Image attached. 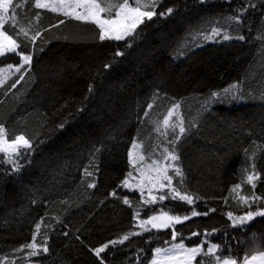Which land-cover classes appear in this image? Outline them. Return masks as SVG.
<instances>
[{"label":"trees","instance_id":"trees-1","mask_svg":"<svg viewBox=\"0 0 264 264\" xmlns=\"http://www.w3.org/2000/svg\"><path fill=\"white\" fill-rule=\"evenodd\" d=\"M34 3L13 0L3 26L13 38L20 28L28 37L40 35L35 43L25 41L24 54L35 58V69L25 67L0 87L6 135L23 134L32 144L21 149L18 171L0 153V264H100L93 249L136 231V211H146L144 195L122 186L134 173L128 152L133 142L149 159L164 147L172 150L160 124L175 104L188 131L176 144L183 175L173 176L172 187L194 203L166 199L162 207L208 215L178 224L175 240L170 228L130 236L101 254L104 264H150L157 248L176 240L190 246L207 241L205 250L213 242L238 264L263 252L264 216L244 227H234L228 217L264 211L262 0H159L157 15L121 41H100L96 25L35 9ZM249 3L257 9L249 7L244 26L236 25L235 13ZM241 34L244 41L236 39ZM20 63L18 56L0 59V66ZM233 84L238 98L211 97ZM33 235L38 244L48 237V253L15 251Z\"/></svg>","mask_w":264,"mask_h":264},{"label":"snow or ice","instance_id":"snow-or-ice-1","mask_svg":"<svg viewBox=\"0 0 264 264\" xmlns=\"http://www.w3.org/2000/svg\"><path fill=\"white\" fill-rule=\"evenodd\" d=\"M225 2L230 3L231 0H225ZM158 6L157 0H71V3H66L65 0H59L58 5H49L44 2V0H35L34 7L35 9H50L52 12H62L65 17H71L77 21H82L86 23H92L97 26L99 29L98 39L100 41H121L126 37L131 36L136 29L144 24L146 21H151L153 16L157 15L156 7ZM13 7V0H0V29H3L5 22L9 18V10ZM17 8L22 7V5H16ZM257 9L256 4L249 3L247 7L241 8L240 11L235 13L234 22L236 25L241 27L244 26V21L247 17L248 8ZM80 9V11H77ZM173 10L171 8L167 9V13H171ZM261 16H264V0H262V4L260 6ZM166 13L160 12L159 15L163 16ZM13 21H15L16 13L13 11L11 13ZM40 13L36 14L37 20L39 19ZM60 23H64L63 20ZM251 27L249 26V31ZM213 33H217V29L214 28ZM14 35L16 38H13V35L7 34L5 31H0V58H7L9 56H18L20 57L22 63H20L16 68V72H21L25 66H30L33 56L30 54H24L25 49L27 48V43L25 41L35 43L37 36L40 35L39 32H36L31 37H28L27 32L24 31L23 28L18 29ZM23 37L24 39H21ZM230 37L225 35L224 39L228 40ZM264 38V37H262ZM241 41L246 39L244 34H241L236 37ZM18 40L20 41L18 43ZM42 50V49H41ZM117 55H122V53L118 52ZM105 67H109V65H105ZM9 68H12V65H9ZM24 77L21 75L19 78L11 84V88H15L20 81H22ZM4 81L0 79V84ZM238 88V85L233 84L228 89H224L223 92L212 93L211 97L221 98L225 96H232L233 98H238L236 96L235 90ZM91 91V88H89ZM152 105H148V108L151 109ZM180 108L179 104L173 105L172 109L168 111V114L163 119V125L165 128H171L175 131L176 128L179 130L180 135H176L174 139L168 140V144L172 146V150L169 151L168 147H164L163 149V159L165 161H178L180 159L179 155L176 154V144L180 140L182 135H186L188 129L185 127L184 119L182 116L179 117L177 124H170L169 119L173 116L174 112ZM148 113L145 112V115ZM60 128H63L64 125H59ZM157 132L160 131L159 127H157ZM162 135H166V133H161ZM132 147L138 148L139 144L133 142ZM32 148V144L29 139L25 137L23 134H17L11 139L6 135L5 126L0 124V153L7 155L9 163H11L13 167V171H18L20 165L17 163V159L19 156L24 153L21 149L30 150ZM247 152V149H245ZM129 162L140 174V180L137 184L132 185L129 183V179H124L122 181V186L127 189H132L133 187L139 188L141 195H143L144 188L148 186V197L149 199L145 200V204H156L157 201L163 202L166 199H172L179 201H186L187 204L191 205L194 203V199L192 196L187 194H181L174 187H172L173 176L168 174L169 168H174L175 175L182 177L181 168L178 165H174L173 163L161 164L160 161L153 159L151 164L147 165V169L155 172L157 175L155 177L148 176L144 170L136 167L137 160L133 158V153L131 151L128 152ZM145 157L143 155L139 156V161H143ZM85 175L91 176L92 173L84 169ZM129 178H133V173L129 171L127 173ZM254 179V176L249 175L248 181L251 182ZM147 181V184L145 183ZM166 182V183H165ZM183 180L181 179L180 183ZM96 185L89 184L88 187H95ZM240 185L237 184L233 191L239 188ZM165 189L168 188L169 192L161 193L158 197L153 194V189ZM112 196H117V192L114 190L111 193ZM123 204L129 205L130 201L125 196L122 200ZM173 210H175L173 206ZM208 215V212L199 213L194 209L191 211L192 216L197 215ZM140 212L136 211V217H139ZM254 216H264V211L252 212L249 211L246 216H241L233 219L232 213H228V217L232 220V224L234 227H244L248 221L252 220ZM190 217L185 215L183 220H188ZM181 217L179 215H169L168 211H161L159 215H150L147 219H140L139 226L143 232H149L151 229H168L172 228L173 231L171 233L172 239L175 240L177 238V231L175 230L174 225L180 224ZM150 225V228L148 227ZM41 224H35V230L37 233L40 232ZM66 234V233H65ZM141 235L140 232L130 231L128 234L123 235L119 239L110 240L104 243L102 246L96 247L93 249L95 255L100 259V264H104V257L101 255L105 253L110 246L115 247L116 245H123L125 241H128L130 236H138ZM193 236L198 235V233H192ZM48 237L45 235L42 238L41 244L42 252H38L37 249L41 247V244L36 242V236H32V242L26 243L22 245L21 248H17L16 252H21L24 249H30L28 252L30 257H37L43 253H48L49 248L47 246ZM183 240V237H181ZM207 241H201L198 246L188 247L185 249L186 257L189 261H197V257H201L197 264H238V259H225L222 255L223 249L220 248L219 245L212 243L210 246H207L205 250V245ZM180 248L184 249L183 243L179 245ZM218 249L221 254L218 253ZM157 252L160 250L157 249ZM207 258V260H205ZM258 257L253 256L251 261H245V264H252L253 261H256ZM259 259L264 260V256L259 257Z\"/></svg>","mask_w":264,"mask_h":264},{"label":"rangeland","instance_id":"rangeland-1","mask_svg":"<svg viewBox=\"0 0 264 264\" xmlns=\"http://www.w3.org/2000/svg\"><path fill=\"white\" fill-rule=\"evenodd\" d=\"M158 1L159 0H157V2ZM44 2L48 3L49 5H58L59 4V0H44ZM65 2L66 3H71V0H65ZM77 11H80V9H77ZM0 31H4V30L0 29ZM9 65H12V64H9ZM9 65L0 66V79H2L4 81L2 84H0V87L17 73L15 71V68L17 66L12 65V68H9ZM25 67L27 69L34 70L35 67H36L35 58L33 57L30 66H25ZM167 114H168V112H167ZM167 114L165 115V117L167 116ZM180 116L183 117L184 123H185V127L187 128L185 115H184L183 112H179V109H177L174 112L173 116L169 119V123L170 124H177L178 123V119H179ZM163 119L164 118L161 119V122H163ZM160 126H161L160 129L163 130L169 136V140H172L173 138L170 136V134H173L174 131L171 128H165V126L163 124H160ZM176 129H177V131H179L178 128H176ZM178 135H180V134H178ZM175 136H176V134H175ZM183 137L184 136L182 135L181 138H183ZM138 144H139V147L135 148V149L133 148L131 152L133 153V158H135L137 160L136 167L141 168L142 170H144L145 173L148 176L155 177L157 175L155 172L150 171V170L147 169V165L151 164L153 159L160 161L162 165L163 164H167V163H173L174 165H178L179 166V164H177L176 161H170V160L169 161H165L163 159V155L164 154L159 155V156L155 155V156L151 157L152 159H149L148 154L145 152L144 146L142 144H140L139 142H138ZM169 151H171V150L169 149ZM140 155H143L145 157V159L143 161H139V156ZM168 174L171 175V176H174L175 175L174 168H169L168 169ZM139 180H140V174L137 171H135V169H134L133 178H129V183L132 184V185H135V184H137L139 182ZM145 183L147 184V181H145ZM130 190L138 191L139 189L136 188V187H133ZM139 192H140V190H139ZM162 192L163 193H167V192H169V189L168 188H165V189H159V188L153 189V194L156 195L157 197ZM143 195H144V200L149 199V197H148V186H146L144 188ZM166 202L167 201L165 200L163 202L157 201L156 204H146L147 205L146 208H145L146 211L144 213L139 211L140 215H139V217H136V231L135 232H140L141 234H145L146 232H143L142 229L139 226V220L140 219H147L150 215H154V214L155 215H159L161 211H167L164 208ZM163 204H164V206L162 207ZM168 212H169V215H179L181 217V221H182L180 224L185 223L186 221L191 219V217H193V216H189L190 218L185 221V220H183V217L186 214H180V213H177V212H170V211H168ZM252 212H253V210H252ZM246 214L236 216V218L237 217H241V216H246ZM262 217L263 216H254L252 220L247 222V224H250V223L256 221L259 218L261 219ZM177 225L178 224H175L174 227H176ZM148 227L150 228V225ZM170 229H172V228L170 227ZM154 230H157V229H151L150 231H154ZM181 243H183L184 249L179 247V245ZM211 243H213V242H211ZM195 246H198V245H195ZM188 247H193V246H190L189 244H186L185 242L180 241V240H176L173 243L168 244L167 246L159 247L158 249L160 251L159 252L155 251L154 258H153V260L151 261L150 264H197V261H189L187 259L185 249L188 248ZM253 256L258 257V259L256 261H253L252 264H264V260L259 259V257L264 256V251L263 252H259V253H255L254 255H252L251 257H249L245 261H251ZM245 261H244L243 264H245ZM29 264H37V263H29Z\"/></svg>","mask_w":264,"mask_h":264}]
</instances>
